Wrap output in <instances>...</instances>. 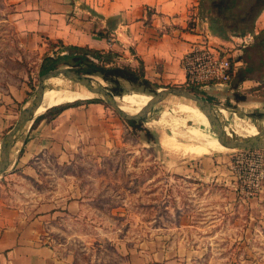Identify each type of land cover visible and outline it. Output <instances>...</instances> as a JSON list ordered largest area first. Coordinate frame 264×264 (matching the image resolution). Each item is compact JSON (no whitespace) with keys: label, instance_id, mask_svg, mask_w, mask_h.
Here are the masks:
<instances>
[{"label":"rangeland","instance_id":"1","mask_svg":"<svg viewBox=\"0 0 264 264\" xmlns=\"http://www.w3.org/2000/svg\"><path fill=\"white\" fill-rule=\"evenodd\" d=\"M188 23H191L188 30L194 32L192 21ZM201 41L208 40L201 34ZM221 42L211 45L225 51L230 62L237 63L236 60L243 57V49L247 46L235 52L236 47L225 46ZM55 49L56 44L41 39L18 38L0 14V114L7 116L4 119L8 121L0 132V142L13 127L19 112L33 99L41 61ZM257 59L252 54V61L256 63ZM116 62L120 66L129 65L122 56ZM132 67L137 68L138 62ZM180 69L183 71L181 65ZM166 73L168 76L165 77L148 75L152 84L149 87L120 80L114 88L99 77H91L112 94L114 89L120 91L119 96L113 94L117 99L134 94L149 98L158 88L191 91V87H187L184 79L178 76L179 71ZM193 92L208 100L215 113L218 108L228 111L217 113L222 117L228 116L224 124L230 126L227 125L224 133L240 132L231 134L232 138H248L242 132L252 126L246 127L242 123L257 124L264 119V89L261 86L242 89L231 81L219 91ZM56 95L51 93V97ZM13 96L23 97V100L5 104L8 97L14 100ZM86 97L58 105L99 104L113 120L108 123L115 133L103 135L104 131L99 126L93 129L81 126L87 136L79 140L74 136L77 128L60 127V133L69 137L64 143L48 136L44 138L43 134L50 130L46 129L40 141L37 139L28 146L31 129L37 124L32 126L31 122L21 131L11 154L15 159L27 150L37 154L41 151L39 163L33 166L38 167V180L42 183L21 174L16 164L0 176V183L5 184L7 192L23 196L24 191H20L23 187L29 191L44 189L50 197L81 201L82 208L74 215L64 216L65 220L60 222L57 231L52 232L53 236L48 239L51 245L60 252L95 264H115L127 258L131 251L144 249L154 242L175 251L176 254L168 255L167 264H264V189L246 199L235 190L232 173L202 180L195 174H183L178 169L184 166L196 169L202 157L212 153L229 161V167L236 160L245 163V150L215 149L205 155L168 151L159 144L160 136L166 132L181 144H204V140L191 133V128L198 126L193 121H179L176 129L163 128L151 122L152 116L157 115L155 112L142 121L129 124L97 96L86 93ZM165 100L156 101L150 108L165 102L164 106L172 107L178 119L185 115L179 108L194 104L173 97ZM124 107L130 109L127 105ZM47 109L40 114L36 112V118L43 115L42 120L46 124L55 119H50L52 113ZM83 117L88 119V116ZM74 122L82 125L86 121ZM206 124L218 141L213 126ZM204 131L208 137L209 133ZM97 133L101 134L100 138ZM59 152H66L67 156L59 158ZM259 152L264 158V150ZM176 170L181 174H176ZM11 174L14 176L9 178ZM186 247L192 251L186 252Z\"/></svg>","mask_w":264,"mask_h":264},{"label":"crops","instance_id":"2","mask_svg":"<svg viewBox=\"0 0 264 264\" xmlns=\"http://www.w3.org/2000/svg\"><path fill=\"white\" fill-rule=\"evenodd\" d=\"M0 14L18 38L111 50L125 57L130 66H134L137 59L142 61L146 78L148 75L165 77L168 71H179L178 76L184 79V72L180 69L181 59L191 46L202 42L201 34L210 45L221 42L210 34L205 20L196 17V0H0ZM189 20L193 23L194 32L188 30ZM263 29L264 9L254 21L252 34L231 36L220 44L236 47L235 52H240L239 49L252 44L254 37ZM100 31L107 36L99 37ZM53 51L47 55L51 56ZM242 64L241 61L234 64V74ZM258 86H261L260 83L254 80H245L238 85L242 89H256ZM13 98L8 97L5 104L23 100L19 96ZM6 117L0 114V132L8 123L4 119ZM51 121L46 124L45 120H40L31 129L28 146L37 139L40 141L46 129L50 130L43 134L44 138L48 136L64 143L69 137L60 133V127L77 128L79 132L74 129L73 135L79 140L87 136L81 126L92 129L99 126L104 131L103 135L115 133L108 123L113 120L99 104L68 107ZM74 121L86 122L80 125ZM96 136L100 138L101 134ZM39 153L27 150L11 159L9 168L16 164L21 174L42 183L38 180V167L33 166L39 163ZM66 154L59 152L58 157ZM178 169L183 174H195L202 180L231 173L229 161L213 153L202 157L196 169L188 166ZM175 173L181 174L178 171ZM12 176L14 174L8 175L9 178ZM20 191H24L23 196L7 192L5 184L0 183V264H95L60 252L48 242L52 232L57 231L60 222L65 220L64 216L74 215L82 208L81 201L50 197L44 189L29 191L23 187ZM177 248L180 249L179 246ZM191 251L186 247V252ZM172 252L176 254L170 247L149 243L144 249L131 251L127 258L115 264H167L168 255Z\"/></svg>","mask_w":264,"mask_h":264},{"label":"trees","instance_id":"3","mask_svg":"<svg viewBox=\"0 0 264 264\" xmlns=\"http://www.w3.org/2000/svg\"><path fill=\"white\" fill-rule=\"evenodd\" d=\"M196 9V17L205 20L210 34L220 40L227 41L231 36L244 37L252 34L254 21L264 9V0H196ZM190 24L188 23V27ZM98 35L99 37L107 36L102 31ZM56 46L57 49L53 51L51 56L43 57L39 66L40 74L66 67L76 73L92 74L91 76L99 77L102 81L113 85L114 88L119 85L120 80L144 87L152 85L145 77L144 66L139 59H137V68L130 65L120 66L116 62V59L119 58L118 53L111 50L101 51L87 46H64L60 43ZM243 52V57L236 60L243 64L235 71L232 79L234 86L237 87L245 80H254L260 83L261 88H264V29L254 37L252 44L243 49ZM252 54L258 58L256 63L252 61ZM231 63L233 64V62ZM190 89L191 91L188 90L189 93L204 99L193 92L196 90L195 88ZM112 92L117 96L121 94L117 89L112 90ZM96 102L99 103V101ZM68 107L58 105L47 109L52 113L50 119L56 118ZM42 119H44L43 115L37 117L32 126ZM127 122L129 124L134 123V121Z\"/></svg>","mask_w":264,"mask_h":264},{"label":"water","instance_id":"4","mask_svg":"<svg viewBox=\"0 0 264 264\" xmlns=\"http://www.w3.org/2000/svg\"><path fill=\"white\" fill-rule=\"evenodd\" d=\"M54 78H68L74 83H77L84 88L90 95L97 96L100 101L111 107L117 115L125 121H142L150 108V106L158 101L160 97L184 99L193 102L199 109L206 113L208 121L213 126V132L219 137L218 144L225 150H264V131H258L254 136L248 138H228L224 135L217 117L214 115L212 104L196 95L189 93L186 90L179 88H158L149 100L135 115H130L120 109L115 101L113 94L102 88L100 85L97 87L92 85V77L76 73L69 68L61 67L50 71H46L38 77L37 87L34 92L31 102L24 107L17 117L13 127L5 134L0 142V176L9 168L12 159V149L20 135L21 131L29 125L35 118L37 110L42 105L44 86L47 81Z\"/></svg>","mask_w":264,"mask_h":264},{"label":"bare ground","instance_id":"5","mask_svg":"<svg viewBox=\"0 0 264 264\" xmlns=\"http://www.w3.org/2000/svg\"><path fill=\"white\" fill-rule=\"evenodd\" d=\"M96 82L97 81L94 79H92L91 81L92 85L97 87L99 84H97ZM52 92H55L57 95L51 97ZM86 93L88 92L84 88H82L80 85L74 83L68 78L50 79L49 81L46 82L44 86L42 105L38 109L37 113L39 112L40 114L43 111H45V109L54 105L87 98ZM148 99L149 98L147 96L134 94V95H124L122 99L115 98V101L119 105L120 109H122L124 112L130 115H135L139 111V109L143 107V105H145ZM165 99H166L165 97H160L158 100L166 102ZM165 102H161L158 104L160 106H163L164 109H160L161 108L160 106L155 108H149L145 115V118H148L149 115H151V113L155 112L157 113V115L152 116L151 122L153 124L160 125L163 128H169V129H176L177 127H179V121L181 122L193 121L198 126V128H191V133L194 136L204 140V144L195 145V144H190V142L189 144H183V143L181 144L176 142L175 138H173L172 135L171 136L166 135L167 133L166 132L165 134L163 133V135L160 136L159 138L160 147L168 151H174L177 153L190 154V155H205L209 153L211 150L224 149L218 144L216 137L210 133V130L206 124V122L210 123L208 121L206 113L203 112L201 109H199L195 104L183 109L179 108V110L185 114L184 118L183 117H182L183 119L179 118L180 119L179 120L177 115L174 114V109L172 107L164 106ZM124 105L129 106L130 109L129 110L125 109ZM221 111L226 113L228 112L222 110L221 108H218V110L215 113L213 109L214 115L218 117L217 120L219 119L222 122L220 123V121L218 120L220 123V127L222 128V131H224L227 128V125H229L226 123L224 124V121L228 119V116L222 117L219 113H217ZM35 116L37 115L35 114ZM242 125L246 127L252 126L245 132H242V133H246L248 136H254L258 131H264L262 129V127H264V119H262L257 124H253L252 122H249V124H247L246 122H244L242 123ZM204 130H206L209 133L208 137L207 134L204 133L205 132ZM234 133H240V132H229L224 134L228 138H230L231 134ZM0 152H1V147H0Z\"/></svg>","mask_w":264,"mask_h":264},{"label":"built area","instance_id":"6","mask_svg":"<svg viewBox=\"0 0 264 264\" xmlns=\"http://www.w3.org/2000/svg\"><path fill=\"white\" fill-rule=\"evenodd\" d=\"M234 64L222 49L211 46L207 41L198 42L181 59L185 85L196 90L219 91L230 84ZM259 151L245 150L246 162L236 160L230 165L235 190L246 199L264 189V158Z\"/></svg>","mask_w":264,"mask_h":264}]
</instances>
